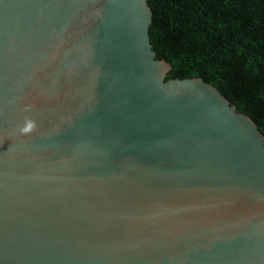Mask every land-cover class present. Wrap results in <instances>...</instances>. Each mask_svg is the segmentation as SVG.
<instances>
[{
  "label": "water",
  "instance_id": "water-1",
  "mask_svg": "<svg viewBox=\"0 0 264 264\" xmlns=\"http://www.w3.org/2000/svg\"><path fill=\"white\" fill-rule=\"evenodd\" d=\"M152 23L148 0H0V264H264V135L167 79Z\"/></svg>",
  "mask_w": 264,
  "mask_h": 264
},
{
  "label": "trees",
  "instance_id": "trees-1",
  "mask_svg": "<svg viewBox=\"0 0 264 264\" xmlns=\"http://www.w3.org/2000/svg\"><path fill=\"white\" fill-rule=\"evenodd\" d=\"M167 79L215 86L264 135V0H148Z\"/></svg>",
  "mask_w": 264,
  "mask_h": 264
},
{
  "label": "clouds",
  "instance_id": "clouds-1",
  "mask_svg": "<svg viewBox=\"0 0 264 264\" xmlns=\"http://www.w3.org/2000/svg\"><path fill=\"white\" fill-rule=\"evenodd\" d=\"M37 130V124L34 120L26 118L24 125L19 129L21 135H28Z\"/></svg>",
  "mask_w": 264,
  "mask_h": 264
}]
</instances>
